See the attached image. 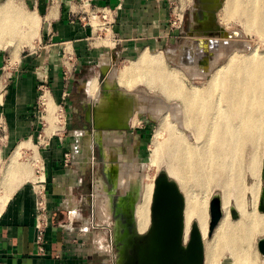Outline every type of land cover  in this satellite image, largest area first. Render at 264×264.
I'll list each match as a JSON object with an SVG mask.
<instances>
[{"label":"bare ground","instance_id":"1","mask_svg":"<svg viewBox=\"0 0 264 264\" xmlns=\"http://www.w3.org/2000/svg\"><path fill=\"white\" fill-rule=\"evenodd\" d=\"M222 1L203 0V6L215 15ZM5 2L0 5V47H9L17 40V42L24 39L26 41L27 38L17 39V36L24 34L25 26L28 32L31 28L29 25L35 23V18L27 14H21V18H17L16 14L13 16L12 11L15 13L20 6L9 0ZM224 10L226 11L224 20L230 22L238 16L239 20L244 22L247 33L256 32L258 37L264 40V0H247V2L227 0ZM213 17L209 21L210 27H216ZM194 23L200 25L195 18ZM193 41L182 47V54L187 62L194 60L195 57L197 60L201 56L204 57L210 43L207 38L202 37ZM252 50L243 53L239 58L230 59L228 65L221 67L211 76L208 86L204 88L198 86L188 88L184 83L173 86L177 83V72L160 68L161 53L144 51L128 66L119 71L114 69L111 77H117L121 84L130 88L145 82L150 90L159 89L166 98L177 99L180 103L169 104L161 99L128 91L116 94L118 101L113 108L105 97H100L94 106V115L97 119L113 111L123 122L130 121L137 110L139 113L145 110H150L152 114L156 113L158 118L155 119H160V127L155 135L153 142L155 147L149 165L133 164V162L131 164L125 161L123 154L118 151L120 155L118 161L121 165L118 185L124 187L126 191L134 184L140 183L136 222L139 232L143 234L151 224V206L155 188L154 177L151 183L143 184L145 177L143 173L146 169L153 166L161 167L167 162V173L179 184L186 198V240L189 238L192 224L197 222L204 241H207L205 264H220L227 254L232 256L234 264H259V251L255 243L259 238L264 237V213L258 211L264 158L261 154V148L264 149V52L259 54L257 49ZM204 70L207 71L208 67ZM96 83L95 81L89 83L90 93L95 92ZM113 84L114 82L111 83ZM46 101L45 120L47 119L53 127L56 104L49 96L45 99V103ZM169 118H172L173 122ZM181 126L194 131L196 143L188 140L189 137L180 129ZM110 142L114 146H120L115 136H112ZM24 146L32 147L29 143L22 144L2 172L0 201L4 197L1 195L3 190L8 189L6 186L10 185L7 182L11 181L13 176L21 174L23 179L20 180L23 181L34 178L33 168L36 167L39 157L37 155L33 162L26 166L20 160ZM247 175L258 178L257 182L247 185ZM125 176L127 182L124 183ZM148 176L147 174L146 178ZM14 183H17V180ZM98 184L100 186L96 187L97 191L102 190L103 193H99L105 196H98V200L95 199L99 216L102 221L110 222L111 196L103 187L102 181ZM115 187L117 189V185ZM197 188H200V191L221 190L223 217L215 227L211 238L208 235L211 220L208 207L205 200L196 192ZM232 208H235L239 214L238 219L231 218ZM207 237L210 240H207Z\"/></svg>","mask_w":264,"mask_h":264},{"label":"crops","instance_id":"2","mask_svg":"<svg viewBox=\"0 0 264 264\" xmlns=\"http://www.w3.org/2000/svg\"><path fill=\"white\" fill-rule=\"evenodd\" d=\"M21 1L42 15L43 30L33 50L23 52L19 57L18 52L14 56L18 59L12 61L13 67L8 68L9 60L0 54V74L3 77L0 84V122L3 124V128L0 127V159H10V162L22 144L39 140L43 126L36 107L39 87L44 82L49 84L54 104L65 106L68 124L67 133L51 138L48 146L40 148L45 163V184L34 183V167V178L23 181V176L16 174L12 180L9 179L8 189L5 188L1 194L4 197L0 201V264H114V257L109 253L112 251L110 246L105 250L102 245L103 242L107 243L105 236L112 232L113 223L107 225L100 221L95 200L96 187L100 185L94 183L91 187L86 184L85 174L95 165L91 163L90 167L86 166L83 160L87 153L83 151L81 127L75 116L84 99L76 101V98L83 91L90 92L89 83L99 80L93 74L96 70L101 74L102 67L109 75L105 83L111 93L109 97L99 94L94 102L92 98L93 115L95 102L100 97L109 100L113 94L116 97L121 93L116 83H110L111 69L115 68L117 60L130 61L144 51L155 52L151 49L166 43L170 32L169 0H92L96 6H109L117 10L114 31L118 42L116 46L110 44L111 48L89 42L91 28L83 26L77 15L82 10L84 0ZM31 14L35 18L33 36L39 27V19L35 13ZM32 36H26L28 42ZM65 48L74 54L73 62L68 64L65 61ZM1 49L7 47H0V51H6ZM66 67L72 68L67 76ZM95 89L97 92V83ZM93 117L98 121L104 119ZM126 123L128 125L129 122ZM47 124L49 130L57 125L51 127L49 122ZM47 129L45 133L48 135ZM22 148L20 158H23L26 150L33 149V160L37 155L40 159L34 143L32 147ZM67 153L75 155L70 168L65 167ZM14 179L17 183H14ZM1 180L2 176L0 187ZM42 186L46 192L47 222L43 239L39 242L36 192ZM87 187L93 190L94 195L89 194ZM98 237H101L100 241L96 239Z\"/></svg>","mask_w":264,"mask_h":264},{"label":"rangeland","instance_id":"3","mask_svg":"<svg viewBox=\"0 0 264 264\" xmlns=\"http://www.w3.org/2000/svg\"><path fill=\"white\" fill-rule=\"evenodd\" d=\"M5 1L8 2V0H0V5L6 3ZM10 1L15 2V4L20 6L19 10L15 11V13H13L14 11H12V15L16 14L15 16L16 17L18 16L17 18H21L22 15L27 14V15L32 16L31 13H35V15L39 19V27L37 28L36 33L32 36V34L34 33V30H35V27H33L35 23H33V24L29 23L30 25L29 24L28 25L31 27L30 30L27 32L26 30L28 28H27V26H25V28L23 29V33L25 35L23 34L24 36L22 35L23 36L22 37L20 34L17 36V39H23V38H26L27 35L28 36L31 35L32 36L31 41L28 42V40H26V41L19 40V42H17L18 41L17 40V41H15L16 43H14V42L11 43V45L9 47H7V49H1V50H6V51H0V54L4 55L5 58L7 60H9V62L7 63L8 68H11L14 66L13 62H15V60L18 59V57L23 52L27 53L28 51L33 50L35 48L36 42L38 41L39 37H41L42 30H43V17H42V15L38 14L37 12L32 10L30 7L26 6L25 3L21 0H9V2ZM193 1L195 2V0H169V3H170L169 4V28H170L169 35L166 38V43H164L162 45H158V47H155L154 49H151V50L155 51L152 53H161V55H162V62L160 64L161 69L168 70L170 72H172V71L177 72V74H178L177 75V83L173 84V86H176V84H179V83H184V86H186L188 88L193 87V86H198V87L204 88V87L208 86L211 76L214 73H216L221 67L228 65L230 63V59L239 58V56H241L243 53L251 52L252 49L253 50L257 49V53H259V54L263 53L264 52V40L260 39V37H258L259 35L256 32H249L248 31L250 34L247 33V29L245 27L244 22H241L239 20L238 16L234 17V19L230 22L224 20V15L226 14L225 13L226 11L224 9H225V5H226L227 0H223L221 2V5H222V3L225 5H222V6L220 5L221 7L219 6V8L216 10L217 13L215 15H212L213 13L210 11V19L212 18V16H214L213 19L215 21H217L216 27H211V29H212L211 33L212 34L210 35V32L208 31V29L206 27L200 28L201 29L200 34L199 33L197 34L194 31L195 28L193 27V21L191 18ZM245 1L247 2V0H245ZM200 21L206 23L205 19H201ZM182 22H183V25H181ZM217 23L219 24V26L222 29H224L225 31H227L230 34L229 37H227V35L225 33H220L219 26ZM194 25H195V23H194ZM235 32H236V35H235ZM214 35H216V36H214ZM199 37L200 38L201 37L207 38L210 42L209 46H208V50H207V52H205L206 55L204 57H202V56L199 57L198 60H197V57H195L194 60L187 62L184 59V56L182 54L183 53L182 47L183 46L185 47L186 44L192 43L191 41H193V40H194L193 42H195V40ZM210 38H211V40H210ZM222 41H223V43H222ZM18 52H19L18 57L14 58V56ZM138 58H139V56L132 58L130 61H126V62H122L120 60H117L116 63L114 64V66H115L114 69L115 70L117 69L116 71H119L120 69L128 66L131 61H135ZM108 60H110V59H108ZM204 61H206L208 64L207 65V67H208L207 71L203 69V67L206 66L205 64H203ZM197 63H198V65H197ZM181 64H183L184 66ZM192 65H193V67H192ZM194 68H195V70H194ZM114 69H111V71H113ZM1 75H2V73L0 74V84L3 83V77ZM93 75L98 76V79H99L97 82V92H95V93L89 92L90 93L89 94L88 91H83L79 95V97H77V96H76L77 98L75 97L76 101H78L81 98L82 100L84 99V101L91 103L92 98H93L92 102H94L95 97L100 96L99 94H102V93L108 94L109 93V91H103L102 90V85L105 83V78H108L109 75H107V77H106V75L102 76V72H101V74H99V70L98 71L96 70L95 74H93ZM101 77H102V80H101ZM115 78H117V77H112V79H110L111 80L110 83H112V82L116 83V85H117L116 87L119 88L120 92L124 93L125 91H133V92L141 93V95L149 96L151 98L153 97L154 99H161V100H163L169 104H172L175 102L180 103V101L177 99L166 98V96L164 94H162L161 90H159V89L150 90V88L145 84V82L138 83L135 86H133L132 88H130L126 85L121 84L118 78L115 81ZM141 80H145V79H141ZM107 84H109L108 81H107ZM39 96H40V94H39ZM48 96H49V98H51L50 97L51 95H47V97L45 99H47ZM113 97H115V95ZM115 98H113V99H115ZM46 104H47V101H46ZM55 104L59 105L56 102H55ZM46 107H47V105H46ZM55 109H56V107H55ZM36 110H37V108H36ZM146 111L147 110H145L143 113H139L137 110L136 113L134 114V116L132 117V119L130 121H128L129 122L128 123L129 128L127 129V135L129 137L130 141H129V149H127L128 152H126L127 156H126L125 161H128L131 164L133 162V164L138 163L141 165H144V164L149 165L150 160H151L150 158H151L153 151H154L155 146H154L153 142L155 139V135L158 133V129L160 127V119L156 120L158 118L156 116V113L153 112L154 114H152V112H150V110L147 111L149 113H147ZM44 115H46V114H44ZM153 115H154V117H153ZM38 116L40 117V114H38ZM53 118H54V116H53ZM182 118H184V115H182ZM169 119L171 120V122H173L172 118H169ZM56 121L57 120H56V116H55V125L57 124ZM46 127L48 128V124L46 125ZM47 128H45V129H47ZM53 129H50L49 132L50 133L53 132ZM180 129L183 130L184 133H186V136L189 137L188 140L191 143H196V138L194 135L195 133L191 128L187 129V128L181 126ZM50 133L48 135H51ZM116 138L119 140V142L121 141L120 134L119 135L117 134ZM135 139H138V141L136 142ZM32 143H34L37 146V148H38V146L41 147L39 144L40 143L39 140L33 141ZM32 143H31V145H32ZM135 143L136 144L138 143V145H136ZM133 145H136V148H137L134 154L132 153V146ZM26 151L27 152L23 155L22 159L20 158V160L22 161V163H24L27 166L28 164L30 165L31 162L33 161V157L35 156V153L33 150H26ZM261 154L264 156V149L263 148H261ZM73 156H75V155H73ZM83 160H84V163L86 164V166L90 167L89 164H91V163H94V165H95V167H93L94 165L92 164L93 168L92 169L90 168V170H88L85 174L86 184L93 186L94 183H100L102 181L103 187L106 189L108 194H110L111 200L113 199V202H111V211H112L111 218H112L113 217V203L114 204L117 203L120 196L125 194L124 187H119V185H118L119 177L121 175L120 169H119L118 178L116 181L117 188L119 191L117 190L114 193H112L114 187L110 186L109 184L107 185V183H105V182H107V180H105L106 179L105 175L107 173H109V171H110L109 165L105 163V165H106V167H105V165L94 160L93 158L90 159V156H88V155L83 156ZM8 162H9L8 159H6V160L0 159V177H1L2 169H4L6 167ZM263 165H264V158H263ZM167 166H168V164H167V162H165L161 167L153 166L150 169L144 170L143 174L145 177L143 178V184L145 182H146L145 184H148L147 182L151 183L153 181V179L156 178V176L158 175L160 170H166ZM120 167H121V165H120ZM147 174L149 176L146 178ZM261 174H262V171H261ZM190 177H191V174H190ZM123 180H124L123 181L124 183L127 182V176H125V178H123ZM257 180H258V178L252 177L250 175H247V177H246L247 185H251L252 183L257 182ZM132 182H134V181H132ZM261 184H262V186H261V190H262V187H263L262 177H261ZM87 191L90 192L89 194L94 195V192H93V190H91V188L87 187ZM99 192L103 193L102 190L97 191V189H96V195L97 196H95V198L97 200L99 198L98 196H101V197L104 196V194L102 195ZM196 192L198 194H200V196L205 200L206 205L208 207V214H209V217L211 219V215H210L211 200L216 193H221V190L220 189H218V190L217 189H215V190L211 189V190H206V191H200V188H197ZM96 203H97V201H96ZM90 210L91 211L93 210L92 206L90 207ZM97 210L99 211L98 207H97ZM99 214H100V212H99ZM111 218L109 220L110 222H108V221L104 222L101 220V218H100V220H101V222H104L107 225L110 224L111 222L114 224V222H113L114 219L112 220ZM231 218H232V216H231ZM112 228H113V226H112ZM111 235H112V232L110 233V235L105 236L107 243L103 242V245H104L105 250H106V248L111 246L110 249L112 251L109 253L113 257V249L114 248H113V244H112V240H111ZM210 238L207 237V240H210ZM97 240L100 241L101 237H98ZM206 242L207 241H205V247H206ZM255 245H256V249L259 251L257 241H256ZM220 264H234V260H233L232 256L227 254L222 258ZM259 264H264V256L260 253V251H259Z\"/></svg>","mask_w":264,"mask_h":264},{"label":"water","instance_id":"4","mask_svg":"<svg viewBox=\"0 0 264 264\" xmlns=\"http://www.w3.org/2000/svg\"><path fill=\"white\" fill-rule=\"evenodd\" d=\"M219 31L230 36L220 26ZM101 72L102 76L107 77L103 67ZM261 177L263 187L258 211L264 213V165ZM140 186L139 182L134 184L120 196L117 203H113L111 240L115 250L114 264H205V241L197 222L192 224L186 240V198L179 184L166 170H160L155 178L151 224L143 234L139 232L136 222ZM231 213L233 219L239 218L235 208ZM210 215L209 237L223 217L220 193H216L211 200ZM258 247L264 256V237L258 239Z\"/></svg>","mask_w":264,"mask_h":264},{"label":"built area","instance_id":"5","mask_svg":"<svg viewBox=\"0 0 264 264\" xmlns=\"http://www.w3.org/2000/svg\"><path fill=\"white\" fill-rule=\"evenodd\" d=\"M78 15V20L82 23L83 26L91 28L92 35L89 38V42L91 44H100L104 47L111 48L117 45L118 37L115 34V25L117 23V10L111 8L109 6H96L92 3V0H84L82 5V10ZM64 54L67 55L65 58L66 63L73 62L74 54L69 53L67 48H65ZM66 76L72 71V68L66 67ZM40 96L37 102V112L40 114V121L43 126V132L39 136V144L41 147L38 146V153L40 155V148H44L48 146L49 141L51 138L55 136H60L63 133H67V124L68 118L66 113V108L64 105H57L55 115L58 119L57 125L55 130L51 133V135H47L45 133L46 128V121L44 119V114H46V103H45V96L52 95L51 89L49 87L48 82H44L39 87ZM42 117V118H41ZM0 127L3 128V124L0 122ZM73 165V154L67 153L65 155V167L70 168ZM45 163L43 158L40 155V159L37 161L36 166V179L34 183L44 185L45 184ZM37 225L36 229L38 231V240L39 242L43 239L44 230L46 228V211H47V200H46V192L45 188L37 190ZM111 247V246H110ZM42 251L44 249L40 248ZM113 257L115 259V250L113 249Z\"/></svg>","mask_w":264,"mask_h":264},{"label":"flooded vegetation","instance_id":"6","mask_svg":"<svg viewBox=\"0 0 264 264\" xmlns=\"http://www.w3.org/2000/svg\"><path fill=\"white\" fill-rule=\"evenodd\" d=\"M217 10V9H216ZM217 13V11H216ZM215 13V14H216ZM191 18L193 21V27L195 28L194 31L198 34H200L202 27H206L208 31L211 34V25H210V11L206 7L203 6V0H195L193 1V8L191 12ZM194 18L197 20L200 25H194ZM205 19L206 23L201 22V19ZM183 25V22L182 24ZM203 64H205L207 67V62L204 61ZM203 67V69L205 68ZM103 91H109L106 83L102 85ZM110 91L108 94H104L109 97ZM112 97L109 99L110 105L113 108L115 106V103L117 102V97ZM93 106L92 103H88L86 101L82 102L79 105V111L75 116V120L77 124L81 127V141L83 146V151L86 154V156H90V159L93 158L94 160L100 162L101 164L105 165L108 164L110 167L109 173H105V177L107 180V185L113 186V191H117L115 189L118 178V172L120 169V162L118 159H120V155L118 154V151L121 152L124 156V159L126 160V152L127 149H129V137L127 135V130H124L128 127L126 122H123L121 117L117 115L115 112L111 111L110 114H107L106 120L104 119L98 121L94 119L93 117ZM105 120V121H104ZM104 121V122H103ZM110 125V126H108ZM117 134L121 136L120 146H114L110 139L112 136L117 137ZM117 139V138H116ZM136 146H132V153L134 154L136 151ZM106 167V165H105ZM114 191V192H115ZM119 191V190H118Z\"/></svg>","mask_w":264,"mask_h":264}]
</instances>
